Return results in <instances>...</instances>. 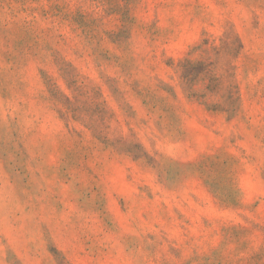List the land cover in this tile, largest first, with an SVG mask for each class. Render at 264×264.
Wrapping results in <instances>:
<instances>
[{
	"label": "rangeland",
	"instance_id": "374dc122",
	"mask_svg": "<svg viewBox=\"0 0 264 264\" xmlns=\"http://www.w3.org/2000/svg\"><path fill=\"white\" fill-rule=\"evenodd\" d=\"M0 264H264V0H0Z\"/></svg>",
	"mask_w": 264,
	"mask_h": 264
}]
</instances>
